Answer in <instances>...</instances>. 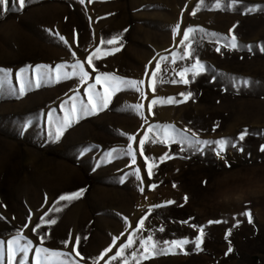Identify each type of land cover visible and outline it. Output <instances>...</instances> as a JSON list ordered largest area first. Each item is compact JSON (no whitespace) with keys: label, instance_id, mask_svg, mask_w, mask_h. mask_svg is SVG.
Segmentation results:
<instances>
[{"label":"rangeland","instance_id":"rangeland-1","mask_svg":"<svg viewBox=\"0 0 264 264\" xmlns=\"http://www.w3.org/2000/svg\"><path fill=\"white\" fill-rule=\"evenodd\" d=\"M78 63L88 78L72 75ZM101 73L143 83L92 110ZM166 125L228 143H161ZM262 149L264 0L0 5V264H36L40 247L63 253L50 264H264ZM149 236L165 252L145 259ZM17 237L29 250L9 261ZM177 240L188 243L168 251Z\"/></svg>","mask_w":264,"mask_h":264},{"label":"snow or ice","instance_id":"snow-or-ice-1","mask_svg":"<svg viewBox=\"0 0 264 264\" xmlns=\"http://www.w3.org/2000/svg\"><path fill=\"white\" fill-rule=\"evenodd\" d=\"M25 2H26V0H17L18 7L20 9H23V7L25 6ZM234 2H235V0H234ZM8 3H9V0H0V5H2L5 10L7 8ZM216 7H220L219 2L217 3ZM193 31H194L193 28H188L187 32L184 33V41H188L190 39L189 34L192 33ZM117 41H118V37L114 36L111 39L107 40L106 43L113 44V43H115ZM230 46L233 47V48L237 47L236 37L235 36L231 37V45ZM115 50L118 51L119 49L117 48ZM217 50L219 51V49H217ZM97 51H99V50H97ZM188 55H191V53H188ZM181 58L183 59L184 57L182 56ZM92 59H93V57H89L88 58V63L89 64L92 63ZM40 67L41 66H37V71H39ZM62 67H65V66L61 65V66H58L57 69H56V73H57L56 79L57 80L63 78L60 75V69ZM73 68H74V71H73L72 75H78V76H80L81 79L88 78L89 73L84 71L82 65H80L78 63V64L74 65ZM197 68L202 69V65H200L198 61H197V64L193 66V69H191L194 72V74H195V71H196ZM189 70L190 69L185 68L180 73V76H181L182 79L179 82H183L185 84L189 83V80L184 79L185 74ZM159 71H160V65L157 64L156 65V73H158ZM156 73L152 74L153 80L156 79ZM95 79H96V84H104L105 85V92L102 93V94H99V103L98 104L97 103H93L92 104V110H94V109H96L98 107H100V108L107 107V105L109 103V100L111 98L112 92L119 91L121 85L132 87V88H135V89H139V86L143 83V81H125L122 78L116 77V76H114L112 74H108V73H101V74L97 75ZM172 82H177V81H172ZM243 83H247V81H244ZM94 87H95V85H90V88H94ZM109 89H111V91H109ZM21 90H23V83L21 85ZM153 91H155V84H153ZM181 95H185V94L182 93ZM191 96H192V93L189 92V93L186 94L185 98L187 99V98H189ZM90 100H91V97H90ZM168 102L175 103V102H179V101H175L172 98H168ZM155 103H157L156 100L153 101V104H155ZM134 107L136 109H141V108H143V105H135ZM89 110L90 109H88V108L83 109V111L85 113H87ZM150 131H151V129H150ZM163 135L165 137V140L159 141L161 143H163V142H165L167 140H175V139H177V135L179 136V140H180L181 143L186 142L189 146L208 144V143H215V144L219 145L220 150H222L223 147L225 146V144L228 143V142H226L224 140L211 141V142L202 141L195 134L189 135L187 130H184L183 132H179V130H176L173 125L163 126ZM246 135H247V130H245L243 133H241L239 139L243 140ZM56 138L59 139V135H57ZM131 139L135 140V137H132ZM146 139H147V137H146ZM144 143H145V140H140L139 141V147H140L141 153L143 152ZM262 150H264V149H262ZM111 156H112V153H109L108 157H111ZM163 159H164V157H161V160H163ZM133 163H135V155H134V153H133ZM152 167H153V165H151V164L148 166V175L149 176L152 175ZM152 187H155V185H153ZM82 192H83V190H81L80 192L72 193V194L67 195V196H61L60 200L77 199L82 194ZM185 199H187V197H185ZM167 203L171 204V203H174V202L173 201H168ZM155 207H160V205H157ZM246 215H248L249 219H251V214L250 213H247ZM48 223L54 224V223H56V221L55 220H51V221H48ZM143 224H144V220L142 219L140 221L141 228L143 227ZM160 230L163 231V229H160ZM203 235H204V232H203V229L201 228L200 229V236L195 241V245H196V247L198 249H199L200 243L202 242ZM19 239L20 238L17 237L15 239H13L12 241L8 242V259H9V261H11L13 259V257L16 255L17 251L26 252V251L29 250V245L13 247L14 245L18 244V240ZM41 240H43V237H41ZM133 243H134V241L132 239H129L128 243L121 247V250H120L119 253H117V256H122L123 252H124V248L130 247ZM164 243L165 244H170V247H169L168 251H171V249L181 247L183 244L188 243V241H186V240L185 241L177 240V241H172V242L165 241ZM29 244H30V242H29ZM76 244L77 245L79 244V239L76 240ZM142 246L144 247L145 252L148 253V255H146L144 257L145 259L150 258V256L153 253L157 252V251L160 252V253H164L165 252L164 249L158 248V244H157V242H155L153 240L152 236H149L146 240L142 241ZM230 250L231 249H229V251ZM106 251H110V249H108ZM48 253H49V249H47V248H43V247L37 248L36 252H35L36 264H50V261L53 258H59V257L63 256V253H55V252H53V253H51V255H48ZM76 255L77 256L80 255L79 251L76 252ZM112 259H116V257H112ZM124 264H128V261L125 260Z\"/></svg>","mask_w":264,"mask_h":264}]
</instances>
